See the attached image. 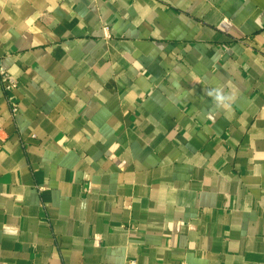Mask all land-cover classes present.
<instances>
[{"label": "crops", "instance_id": "crops-1", "mask_svg": "<svg viewBox=\"0 0 264 264\" xmlns=\"http://www.w3.org/2000/svg\"><path fill=\"white\" fill-rule=\"evenodd\" d=\"M0 68V264H264V0H0Z\"/></svg>", "mask_w": 264, "mask_h": 264}, {"label": "built area", "instance_id": "built-area-1", "mask_svg": "<svg viewBox=\"0 0 264 264\" xmlns=\"http://www.w3.org/2000/svg\"><path fill=\"white\" fill-rule=\"evenodd\" d=\"M0 81L6 93L15 91L20 84L19 80L4 68H0ZM11 111L14 116L17 115L19 111V105L14 101L11 102Z\"/></svg>", "mask_w": 264, "mask_h": 264}, {"label": "clouds", "instance_id": "clouds-1", "mask_svg": "<svg viewBox=\"0 0 264 264\" xmlns=\"http://www.w3.org/2000/svg\"><path fill=\"white\" fill-rule=\"evenodd\" d=\"M218 99H223V97H218Z\"/></svg>", "mask_w": 264, "mask_h": 264}]
</instances>
